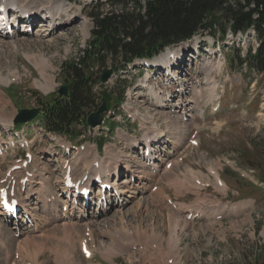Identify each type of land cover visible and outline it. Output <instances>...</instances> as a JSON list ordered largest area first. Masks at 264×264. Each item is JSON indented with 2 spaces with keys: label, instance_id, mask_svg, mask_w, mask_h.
<instances>
[{
  "label": "rangeland",
  "instance_id": "374dc122",
  "mask_svg": "<svg viewBox=\"0 0 264 264\" xmlns=\"http://www.w3.org/2000/svg\"><path fill=\"white\" fill-rule=\"evenodd\" d=\"M44 1L27 0L26 3L29 8H34ZM91 1H72V13L78 16L76 23L73 17L71 21L75 24L72 27L59 31L61 25L56 26L54 36L46 37L52 27L43 23L32 26V32L26 33L23 31L25 27H21V31L17 30L10 40L8 37L0 39V96L9 104L6 113L12 118L7 126L0 120V129H13L19 111L41 105L40 98L47 93L36 86L44 84L51 87L45 84L43 77L41 79V70L49 82L52 78L55 80L52 91L63 86V64L77 58L91 38L93 23L88 16L89 10L84 11L85 5ZM63 19L68 20V17ZM61 21L56 22L59 24ZM43 29L46 31L42 32ZM198 37L200 54L195 49L197 39L186 44V51L183 48L185 52L181 53L182 57L187 55L186 65L175 69L177 76L174 78L163 75L147 88L138 79L146 71L132 68L128 74H119L114 79V85L124 81L128 93L133 94L129 98L133 104L129 112L134 118L129 121L125 117L116 118L119 126L114 133L108 134L106 146L100 153L106 158L103 157L101 163L103 160L113 161L116 157L120 163V169L107 178L113 184L119 173L121 183L116 181L115 185L117 189L120 185L122 196L118 202L111 201L100 209L87 204L65 211L59 189L60 148H56L53 138L37 123L15 130V137L26 135L29 148L19 147L0 155V181L6 178L5 174L24 152L32 153L33 160L26 169L34 179L26 183L25 189H20V196L33 214L36 232L32 234L34 229L20 222L19 233H16V222H3L0 216V229L4 226L7 232L3 234L0 231V264H33L37 259H40V264H61L57 255L67 251L70 245L74 247V251L71 250L73 264H264V196L259 195L258 207L253 210L247 208L249 201L239 202L234 192L226 199L223 190L211 188L202 191L193 182L194 177L207 182L211 180V169L222 167L225 159L232 161L237 170H255L251 181L262 183L259 180H264V77L248 73L246 68L232 69L228 63L233 44L242 50L250 46L254 50L257 43L252 34L235 40L229 35L225 44H214L206 34ZM181 47L179 45L172 50L180 52ZM44 62L49 65L48 69H45ZM2 79L17 80L7 85L10 80L6 84ZM160 82L163 89L159 87ZM168 83H172V87L167 86ZM9 87L11 93L15 92L13 102L7 93ZM167 87L170 89L166 90ZM212 91L215 100L208 102L205 98L203 101V96L210 95ZM172 122L181 123L179 129ZM109 124L108 119L105 125ZM155 129L165 135L156 142L157 152L152 164L156 173L130 149L132 143L145 138L146 134L155 135ZM177 132H181L183 139L177 137ZM193 137L198 146L190 144ZM94 147L95 143L86 144L85 152ZM132 150L135 152L136 149ZM108 152L112 154L111 158L107 156ZM178 159H183V162L170 170L174 173L165 174L167 163ZM126 166L131 172L125 169ZM84 171L79 174L83 175ZM226 173L222 178L230 187L246 191L248 181L237 182L233 178L235 172L226 170ZM168 175L178 184L181 181L182 186L173 185L171 177L167 181ZM153 187H158V190L153 192ZM163 188L175 202L183 205H177L178 209L170 206L165 194L160 197ZM252 189L256 191L255 187ZM182 190L189 191L183 193ZM218 200L232 201V205L227 206L228 211L216 215H224L223 220H217L215 216L205 221H187L180 213L183 212L181 208L190 209L198 201L213 204ZM207 216L205 218H210L209 214ZM27 228L31 230L27 231ZM68 233H74L75 239L72 236L67 241ZM174 235L180 239L176 258L171 257L170 249ZM79 236L83 237L80 239ZM83 238L91 240L92 247ZM83 244L94 254L92 259L84 258L81 253ZM24 256H30V259L25 260Z\"/></svg>",
  "mask_w": 264,
  "mask_h": 264
},
{
  "label": "trees",
  "instance_id": "16d2710c",
  "mask_svg": "<svg viewBox=\"0 0 264 264\" xmlns=\"http://www.w3.org/2000/svg\"><path fill=\"white\" fill-rule=\"evenodd\" d=\"M90 11L94 29L89 48L63 68L69 96L45 113L51 131H68L95 105L92 85L97 81L90 71L92 65L111 62L117 68L152 57L202 28L217 39V34L231 31L236 35L253 29L259 47L255 54L249 52L246 65L264 74V0H107ZM106 100L111 104L109 96Z\"/></svg>",
  "mask_w": 264,
  "mask_h": 264
},
{
  "label": "bare ground",
  "instance_id": "6f19581e",
  "mask_svg": "<svg viewBox=\"0 0 264 264\" xmlns=\"http://www.w3.org/2000/svg\"><path fill=\"white\" fill-rule=\"evenodd\" d=\"M4 1V3L5 4H8V3H10V4H16V5H18V6H20V7H22V8H25V9H27L29 12H34L35 10H46V12H47V14L49 15L48 17L49 18H47L48 20L50 19V24H52V23H54L55 25L56 24H58L56 21H61L62 19H63V17L64 16H67L68 17V20H66V19H63L60 23H59V25H61V26H67V25H70V24H72V21H71V18L73 19V14H71L72 13V4H69V3H66V2H64L63 0H45L41 5H38V6H36V7H34V8H29L28 7V4L26 3L27 2V0H3ZM32 4V3H31ZM58 17V18H57ZM183 48L184 47H182L181 48V50H183ZM178 59H180V57H178ZM181 62H185V61H187V60H185V56L180 60ZM44 65H45V69H48L49 68V65L46 63V62H44ZM181 67H183V64H182V66ZM41 74H42V77H43V79H44V81H45V84H49V85H52L51 84V82H49V79L46 77V75H45V72H42V70H41ZM2 81L3 82H5V83H9V80L7 79H2ZM143 84L145 85V87H147L148 86V84H149V80H148V82L147 83H145V81L143 82ZM212 84H214V81L212 80ZM216 84V83H215ZM144 87V86H143ZM40 88H42L43 90H45V91H48L49 89H50V87H48L47 85H40ZM214 90H215V88H214ZM209 94V93H208ZM216 94V93H215ZM204 95V94H203ZM205 98L207 99V101L208 102H212V101H214L215 100V95L213 94V91L211 92V94L210 95H207V96H203V101L205 100ZM207 102V103H208ZM162 103V102H161ZM8 108H9V104L5 101V99L3 98V97H1L0 96V109H1V115H2V117H1V121L3 122V123H6L7 124V122L9 123L10 121H11V117L10 116H7V118H5V111L6 110H8ZM172 124H174L175 125V128L176 129H179V126H181V123H176V122H172ZM177 124H178V126H177ZM174 127V126H173ZM172 127V128H173ZM182 128V127H181ZM181 131V130H180ZM175 132V131H174ZM1 134V133H0ZM165 134V133H164ZM152 135V134H151ZM150 135V136H151ZM177 137H179V139H183L182 138V134H181V132H177ZM149 136V135H148ZM165 135H163V131H160L159 129H157V133H156V135H154V139H153V141H157V140H159L160 138H163ZM153 138V137H152ZM148 139H149V137L148 138H146L145 139V141H148ZM162 141V140H161ZM111 153L110 152H108L107 153V156H110L109 158H111ZM114 155V154H113ZM115 156V155H114ZM91 158L89 159V157L88 158H84V159H82V160H79L78 162H77V165L81 168V169H86V170H88V172H90V173H92L94 176H96V175H102L103 176V178H107L108 176H110L111 175V173H113L115 170H117L119 167H120V163L119 162H117V160H116V158L115 159H113V161H107V160H103L102 161V164L103 163H105L104 165H99V168H96V166H95V163H97V160H99V154L96 152V150H94V152H92L91 153V156H90ZM119 157V156H118ZM102 159H103V157H102ZM112 160V159H111ZM91 163H93V164H91ZM107 164V165H106ZM120 169V168H119ZM128 170V169H127ZM154 171V170H153ZM174 173V172H173ZM148 175L149 176H151L149 173H148ZM214 175L216 176V179H217V181L219 180V177H218V174H217V172H215L214 173ZM46 179H47V176L45 177ZM84 178V177H83ZM194 178H196V177H194ZM6 179V178H5ZM48 179H49V177H48ZM114 181V180H113ZM170 181L172 182V184L173 185H181L182 183H181V181H179V183L180 184H178L177 183V180H174V179H170ZM187 180H185L184 182H186ZM48 183H49V181H47ZM105 182L107 183V184H110L107 180H105ZM193 182L195 183V186H197V179L195 180H193ZM121 183V182H120ZM190 183V182H189ZM193 183V184H194ZM60 184V183H59ZM190 185V184H189ZM6 186V184H2V183H0V189L1 188H4ZM119 186V185H118ZM178 186V187H179ZM182 186V185H181ZM192 186V185H191ZM198 187V186H197ZM114 188L115 189H117L116 188V185L114 184ZM192 188V187H191ZM182 189V188H181ZM66 194H67V192H66ZM71 206V205H70ZM25 207V206H24ZM0 209H1V207H0ZM2 210V209H1ZM25 210H27V209H25ZM3 211V210H2ZM50 211V210H49ZM68 212V211H67ZM4 213H6V212H4ZM26 213V212H25ZM138 217V216H137ZM205 217H208V216H205ZM64 219V218H63ZM147 220V219H146ZM67 221H69V219L67 220ZM67 224V223H66ZM141 224H142V222H141ZM67 226V225H66ZM71 227V226H70ZM82 228V227H81ZM87 228V227H86ZM70 230H71V228H70ZM79 230V229H78ZM110 230V229H109ZM0 231L3 233V234H6L7 232H6V229L5 228H1L0 229ZM73 231H74V229H73ZM90 231V230H89ZM167 231V230H166ZM70 233H71V231H70ZM72 234H74V233H72ZM72 234H69L68 233V235H66L67 237V241L69 240V238L70 237H72L73 235ZM86 234V233H85ZM77 235H78V233H77ZM82 235V234H81ZM80 237V236H79ZM81 237H83V236H81ZM81 237H80V239H81ZM44 238V237H43ZM73 239H75V237L73 236ZM79 239V238H78ZM86 243V242H85ZM82 244V243H81ZM131 244H133V243H131ZM43 245V244H42ZM4 246V245H3ZM83 246H86V244H83ZM83 246H81V248H83ZM5 247V246H4ZM70 247H72L71 245L70 246H68V250L67 251H64V253L63 254H56L57 255V258H58V263H61V264H73L72 263V259H71V250L72 251H74V247H72L71 249H70ZM179 247H180V239H179V237L177 236V235H174V236H172V243H171V245H170V249H171V257H173V258H176V256H177V253H179L178 251H179ZM22 248V247H21ZM64 249V248H63ZM66 250V249H65ZM62 251V250H61ZM46 252V251H45ZM58 252H60V251H58ZM63 252V251H62ZM24 254H26V253H24ZM28 257H30V256H28ZM26 257L24 256L23 257V259H25ZM169 258V257H168ZM6 259H8V258H6ZM36 259H37V257H36ZM39 260L40 259H37L36 261H35V263H33V261H31L33 264H40V262H39ZM24 261V260H23ZM67 263H66V262Z\"/></svg>",
  "mask_w": 264,
  "mask_h": 264
},
{
  "label": "water",
  "instance_id": "95a60500",
  "mask_svg": "<svg viewBox=\"0 0 264 264\" xmlns=\"http://www.w3.org/2000/svg\"><path fill=\"white\" fill-rule=\"evenodd\" d=\"M111 76V71H107L101 78V80L103 82H107L108 79L110 78ZM66 90H67V87H65L63 89V91L66 93ZM107 111V107L106 105L104 104L99 110H98V113H96L95 115H93L88 123L89 125H91L92 127H96L98 125H101L102 122H103V117L101 116V114H103L104 112ZM38 111L37 110H33V111H25V112H22V116H20V119L18 121V123H21V122H28L30 120H32L33 118L36 117Z\"/></svg>",
  "mask_w": 264,
  "mask_h": 264
}]
</instances>
